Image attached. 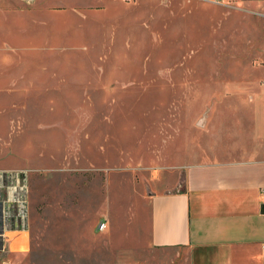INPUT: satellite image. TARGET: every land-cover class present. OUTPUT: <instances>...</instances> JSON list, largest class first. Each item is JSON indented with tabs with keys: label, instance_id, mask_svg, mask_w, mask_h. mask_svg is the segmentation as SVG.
<instances>
[{
	"label": "rangeland",
	"instance_id": "1",
	"mask_svg": "<svg viewBox=\"0 0 264 264\" xmlns=\"http://www.w3.org/2000/svg\"><path fill=\"white\" fill-rule=\"evenodd\" d=\"M12 4L0 3V169L28 170L31 226L28 252L8 258L151 264L156 183L263 153L264 0Z\"/></svg>",
	"mask_w": 264,
	"mask_h": 264
},
{
	"label": "crops",
	"instance_id": "2",
	"mask_svg": "<svg viewBox=\"0 0 264 264\" xmlns=\"http://www.w3.org/2000/svg\"><path fill=\"white\" fill-rule=\"evenodd\" d=\"M2 1L13 6V0ZM259 115L257 132L263 135ZM155 187L159 193L148 199L145 224L149 250L156 254L149 263L264 264V150L255 159L176 168ZM29 245L19 240L22 248Z\"/></svg>",
	"mask_w": 264,
	"mask_h": 264
},
{
	"label": "built area",
	"instance_id": "3",
	"mask_svg": "<svg viewBox=\"0 0 264 264\" xmlns=\"http://www.w3.org/2000/svg\"><path fill=\"white\" fill-rule=\"evenodd\" d=\"M23 1L28 4L35 2ZM206 1L216 5L225 3V0ZM28 175L26 169H0V264H19L8 258V254L25 252V249L19 246V240L25 241V233L30 231ZM106 229L107 224L101 222L99 232ZM262 249L264 260V244Z\"/></svg>",
	"mask_w": 264,
	"mask_h": 264
},
{
	"label": "bare ground",
	"instance_id": "4",
	"mask_svg": "<svg viewBox=\"0 0 264 264\" xmlns=\"http://www.w3.org/2000/svg\"><path fill=\"white\" fill-rule=\"evenodd\" d=\"M29 233H30V232H29ZM29 233H25V236L28 235ZM25 236H24V237H25Z\"/></svg>",
	"mask_w": 264,
	"mask_h": 264
}]
</instances>
